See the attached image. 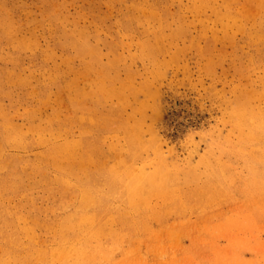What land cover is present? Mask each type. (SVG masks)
Wrapping results in <instances>:
<instances>
[{
	"label": "rangeland",
	"instance_id": "rangeland-1",
	"mask_svg": "<svg viewBox=\"0 0 264 264\" xmlns=\"http://www.w3.org/2000/svg\"><path fill=\"white\" fill-rule=\"evenodd\" d=\"M0 264H264V0H0Z\"/></svg>",
	"mask_w": 264,
	"mask_h": 264
}]
</instances>
